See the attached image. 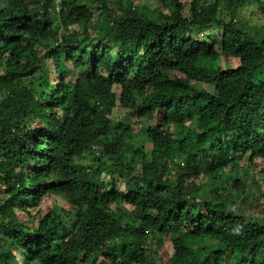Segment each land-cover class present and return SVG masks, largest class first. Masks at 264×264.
Segmentation results:
<instances>
[{
	"label": "trees",
	"instance_id": "obj_1",
	"mask_svg": "<svg viewBox=\"0 0 264 264\" xmlns=\"http://www.w3.org/2000/svg\"><path fill=\"white\" fill-rule=\"evenodd\" d=\"M155 1L0 0V264H158L159 235L264 264V224L191 196L264 161V0Z\"/></svg>",
	"mask_w": 264,
	"mask_h": 264
},
{
	"label": "rangeland",
	"instance_id": "obj_2",
	"mask_svg": "<svg viewBox=\"0 0 264 264\" xmlns=\"http://www.w3.org/2000/svg\"><path fill=\"white\" fill-rule=\"evenodd\" d=\"M59 0H57L58 2ZM137 4L147 6L150 10L159 9L166 11V7L161 5L155 0H136ZM190 0H185V4L188 5ZM188 8V7H186ZM95 12V17L92 23L96 22L97 10L92 8ZM188 13V12H187ZM245 19L251 17V14H245ZM264 17V15H263ZM257 18V17H256ZM252 22H260L264 24V19H256ZM211 61H205L204 65H210ZM214 65L218 67L220 63L218 61L214 62ZM51 82H55L51 79ZM197 119L185 122L186 128L188 130H193L197 126ZM141 141V139H140ZM189 151H185L184 156L188 155ZM91 157L86 156L83 163H90ZM173 170H171L172 172ZM170 173V170L168 171ZM227 177L219 180H206L205 178L199 180L198 190L191 196L199 198H205L210 200L212 203H217L220 201V197L223 195L226 198L228 208L230 213L233 214H243L247 217L256 220L264 224V161H258L253 165H248L247 161H242L240 165L235 164L225 170ZM230 181H240L242 188L237 190L232 186H229ZM70 207L69 202L66 200L64 195L43 198L40 200L39 205L32 209L33 214H39L40 216H48L51 214H62L65 210ZM62 209L64 211H62ZM118 212L122 213L123 209L120 208ZM131 208L128 210L130 211ZM62 211V212H60ZM60 212V213H59ZM161 235L156 237L155 247H156V261L158 264L163 262V258H167L172 252L168 242H164V248L160 246L157 248L156 242L161 240ZM161 258V259H160Z\"/></svg>",
	"mask_w": 264,
	"mask_h": 264
},
{
	"label": "built area",
	"instance_id": "obj_3",
	"mask_svg": "<svg viewBox=\"0 0 264 264\" xmlns=\"http://www.w3.org/2000/svg\"><path fill=\"white\" fill-rule=\"evenodd\" d=\"M98 154V153H97Z\"/></svg>",
	"mask_w": 264,
	"mask_h": 264
}]
</instances>
